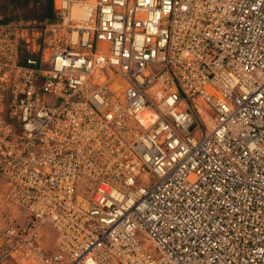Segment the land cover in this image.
Wrapping results in <instances>:
<instances>
[{
	"label": "built area",
	"instance_id": "1",
	"mask_svg": "<svg viewBox=\"0 0 264 264\" xmlns=\"http://www.w3.org/2000/svg\"><path fill=\"white\" fill-rule=\"evenodd\" d=\"M53 6L0 10V264H264V0Z\"/></svg>",
	"mask_w": 264,
	"mask_h": 264
},
{
	"label": "trees",
	"instance_id": "2",
	"mask_svg": "<svg viewBox=\"0 0 264 264\" xmlns=\"http://www.w3.org/2000/svg\"><path fill=\"white\" fill-rule=\"evenodd\" d=\"M8 3L1 4L0 0V10L6 15L3 21L9 19H19L23 18L25 21H46L55 18V9L53 6V0H7ZM16 8H26L22 15L14 16L7 15L9 12L14 14Z\"/></svg>",
	"mask_w": 264,
	"mask_h": 264
},
{
	"label": "rangeland",
	"instance_id": "3",
	"mask_svg": "<svg viewBox=\"0 0 264 264\" xmlns=\"http://www.w3.org/2000/svg\"><path fill=\"white\" fill-rule=\"evenodd\" d=\"M5 2H6V4L8 3L7 0H1V4H5ZM25 9L24 8L23 9L22 8H16L14 11V14H12V12H9L7 15L20 16V15H22V12H24ZM1 13H2V17L4 18L6 15L2 12V10H1ZM19 18H21V17H19ZM2 93L3 92H1V90H0V95ZM14 212H16L18 215L14 216L13 213H11V216L16 217V219H19V218L21 219V215H19V211H14ZM47 246L49 247L50 245H47Z\"/></svg>",
	"mask_w": 264,
	"mask_h": 264
}]
</instances>
